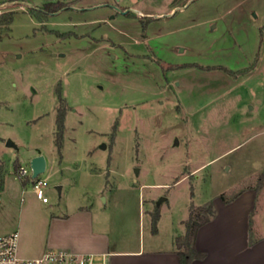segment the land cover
<instances>
[{"label":"rangeland","instance_id":"374dc122","mask_svg":"<svg viewBox=\"0 0 264 264\" xmlns=\"http://www.w3.org/2000/svg\"><path fill=\"white\" fill-rule=\"evenodd\" d=\"M46 1L0 0L13 13L0 39V234L17 230L25 254L51 214L91 205L117 242L147 249L189 203L252 190L264 235V0H60L55 13ZM38 154L47 202L15 174L30 177Z\"/></svg>","mask_w":264,"mask_h":264},{"label":"crops","instance_id":"0c3cea01","mask_svg":"<svg viewBox=\"0 0 264 264\" xmlns=\"http://www.w3.org/2000/svg\"><path fill=\"white\" fill-rule=\"evenodd\" d=\"M128 7L144 14L139 8ZM211 201L214 216L198 228L194 241L195 248L204 252L205 256L190 264H264V235L257 234L254 221L249 223L255 201L254 192L244 190L227 202L220 197L211 198ZM160 219L159 212L157 223ZM185 219L181 217L171 221L173 232L164 246L151 245L145 249L140 242L123 246L120 240L117 242L114 239L106 220L95 222L91 205L80 206L71 213L51 214L41 243L34 244V249L25 254L19 251L18 232L17 253L21 257L33 258L47 249H63L75 254H94L97 258L95 264H100L102 256L107 264H178L173 240L184 232ZM30 231L34 233L35 227L30 226ZM157 232L156 225L154 233Z\"/></svg>","mask_w":264,"mask_h":264},{"label":"trees","instance_id":"16d2710c","mask_svg":"<svg viewBox=\"0 0 264 264\" xmlns=\"http://www.w3.org/2000/svg\"><path fill=\"white\" fill-rule=\"evenodd\" d=\"M67 6V2L63 1H49L45 2L42 5V9L46 13H55L61 8H65ZM132 13V12H129ZM13 20V13L10 12H3L0 13V39L3 34V30H8L11 22ZM57 94L58 100L62 99L59 93ZM64 112H59L55 118V138H54V146L56 147L57 151L59 152L62 146V137H63V128H64ZM15 169H18V165H15ZM3 175L0 172V189L3 185ZM259 182L264 179V168L261 171L259 177ZM21 184L25 185L29 180L30 177L27 176L24 179H21ZM235 197V196H233ZM232 197V198H233ZM230 198V199H232ZM220 199L223 202H227L230 199H225L223 196H220ZM215 210L213 207V203L211 200H208L201 205L195 206L192 203L188 205V215L187 218L184 220V232L174 237V250L178 257V264H190L195 259H202L205 256V253L199 251L195 248L194 241L195 236L198 228L203 225L204 223L208 222L211 217L214 216ZM159 218V212L157 211L153 218L151 224L152 232L156 231V223ZM249 223L251 224V218H249ZM251 242V241H250Z\"/></svg>","mask_w":264,"mask_h":264},{"label":"built area","instance_id":"2783aa9c","mask_svg":"<svg viewBox=\"0 0 264 264\" xmlns=\"http://www.w3.org/2000/svg\"><path fill=\"white\" fill-rule=\"evenodd\" d=\"M15 174L24 179L28 170L20 166ZM30 180L35 197L47 202L44 190L47 185L46 178H40L38 175ZM18 237L17 230L0 234V264H95L97 261L94 254H75L63 249H47L42 255L33 258L21 257L17 253ZM100 264H107L104 256L100 258Z\"/></svg>","mask_w":264,"mask_h":264},{"label":"water","instance_id":"95a60500","mask_svg":"<svg viewBox=\"0 0 264 264\" xmlns=\"http://www.w3.org/2000/svg\"><path fill=\"white\" fill-rule=\"evenodd\" d=\"M119 11H121L122 13H126L130 10L126 9V10H119ZM175 144H177V140H175ZM6 146H13V143L10 140H8L6 142ZM101 147H104V145L102 144ZM29 168L31 171V174H30L31 178H35L38 175H40L41 173H43L45 170V159H44V157L40 154L33 156L29 161ZM57 190L59 191V186H57ZM164 199H165V197H161L157 201V203L163 201Z\"/></svg>","mask_w":264,"mask_h":264},{"label":"flooded vegetation","instance_id":"af4514ba","mask_svg":"<svg viewBox=\"0 0 264 264\" xmlns=\"http://www.w3.org/2000/svg\"><path fill=\"white\" fill-rule=\"evenodd\" d=\"M119 10H121V9H119Z\"/></svg>","mask_w":264,"mask_h":264}]
</instances>
